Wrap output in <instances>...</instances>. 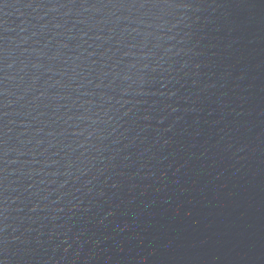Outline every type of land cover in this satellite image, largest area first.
<instances>
[{
	"label": "water",
	"instance_id": "95a60500",
	"mask_svg": "<svg viewBox=\"0 0 264 264\" xmlns=\"http://www.w3.org/2000/svg\"><path fill=\"white\" fill-rule=\"evenodd\" d=\"M0 264H264V0H0Z\"/></svg>",
	"mask_w": 264,
	"mask_h": 264
}]
</instances>
